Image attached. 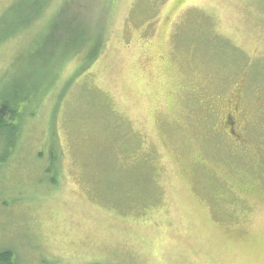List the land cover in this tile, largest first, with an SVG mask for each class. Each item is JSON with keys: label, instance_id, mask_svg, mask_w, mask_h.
Here are the masks:
<instances>
[{"label": "rangeland", "instance_id": "rangeland-1", "mask_svg": "<svg viewBox=\"0 0 264 264\" xmlns=\"http://www.w3.org/2000/svg\"><path fill=\"white\" fill-rule=\"evenodd\" d=\"M0 104L16 264H264V0H0Z\"/></svg>", "mask_w": 264, "mask_h": 264}, {"label": "trees", "instance_id": "trees-1", "mask_svg": "<svg viewBox=\"0 0 264 264\" xmlns=\"http://www.w3.org/2000/svg\"><path fill=\"white\" fill-rule=\"evenodd\" d=\"M3 107H6V105L0 104V129H4L7 126H9V122L7 120L15 119V115L17 114L15 107L13 109H10L12 106L8 105L7 107L9 109L7 111L5 110L6 112L3 110ZM5 114L8 115V117H5L6 116ZM127 155L128 158H130L133 155V152L128 153ZM15 262H16V258L14 257V254L11 250L9 249L0 250V264H16Z\"/></svg>", "mask_w": 264, "mask_h": 264}]
</instances>
